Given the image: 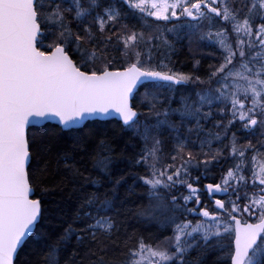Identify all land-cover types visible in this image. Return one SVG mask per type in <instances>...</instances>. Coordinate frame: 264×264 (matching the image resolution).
I'll list each match as a JSON object with an SVG mask.
<instances>
[{
  "label": "snow or ice",
  "instance_id": "6c2138e0",
  "mask_svg": "<svg viewBox=\"0 0 264 264\" xmlns=\"http://www.w3.org/2000/svg\"><path fill=\"white\" fill-rule=\"evenodd\" d=\"M148 18L164 27L157 34L146 31L151 28ZM204 21L210 29L206 34L200 32ZM226 25L236 35L235 46L228 42ZM179 30L190 42L198 33L201 41L215 37L223 53L209 66L206 79L195 77L207 90L196 92L195 99L181 94L173 108L175 86L193 77L172 71L163 61L154 63L153 49L160 47L156 42L165 32ZM163 43L168 44L166 38ZM141 89L143 98L138 99ZM159 89L171 94L167 107L158 99ZM143 106L146 114L139 111ZM174 115L181 127L195 122L194 129L188 128L189 133L195 130V140L181 139ZM216 116L221 119L213 127L223 129V136L205 133L204 123ZM114 119L145 142L135 159L145 173L136 178L146 187L150 203L136 214L171 226L173 235L166 238L170 247L154 248L135 232L121 236L114 218L102 215L114 207L113 199H100L97 193L85 197L86 206L96 205L95 214L83 213L91 223L79 232L71 225L58 234L51 230L43 197L49 191L46 180L59 134H67L74 148H82L90 159L95 153L93 169L107 178L114 165L111 143L105 138L94 145L93 139L101 125ZM164 127L178 133L167 164L158 156L161 139L152 137L148 146L150 133ZM237 132L256 137V143L249 139L239 146ZM229 133L230 147L223 143ZM214 141L222 145L215 151ZM192 147L199 153L189 150L185 156ZM226 148L229 158L239 162L222 172L220 182L194 186L201 176L193 180L191 169L203 167L206 176ZM261 150L264 0H0V264H30L20 259L21 253L28 255L29 242L36 245L31 264H60L62 248L73 236L82 244L85 234L93 245L91 264H141L147 257L155 258L149 264H204L209 252L216 253L212 264H264V163L258 171L244 167L246 154ZM250 158L254 165L257 156ZM54 162L57 172L62 166L73 184L101 183L85 175L86 164L76 167L71 152H57ZM122 180L115 181L113 192ZM162 188L169 193L186 188L188 194H172L169 200ZM249 189L258 191L249 195ZM252 218L256 222H248ZM109 251L123 253L124 259L109 256ZM193 251L198 255L190 259Z\"/></svg>",
  "mask_w": 264,
  "mask_h": 264
},
{
  "label": "trees",
  "instance_id": "16d2710c",
  "mask_svg": "<svg viewBox=\"0 0 264 264\" xmlns=\"http://www.w3.org/2000/svg\"><path fill=\"white\" fill-rule=\"evenodd\" d=\"M118 6V5H117ZM151 28L147 29L153 34H157L160 29L164 27L163 22L154 23L151 18H148ZM130 24H135L136 21L130 20ZM139 28L140 25L137 24ZM167 27H173L172 23L167 24ZM208 21L204 23L203 31H209ZM182 38H177V37ZM166 38L168 44L163 43V39ZM160 44L158 49H153L154 63H159L163 61L168 68L172 69L174 72L190 74L192 75V83L197 84L195 80L196 76L201 79H206L208 68L213 65L210 59L211 49L206 50L204 47L205 43H200L199 33L190 42L189 39L184 36V30H179L178 33H167L163 34L162 40L157 41ZM199 61V64L196 63ZM167 70V69H165ZM192 87L191 82L177 86L178 91L176 92V101L172 103V107L179 106V96L181 94L186 96L187 90ZM155 91V90H154ZM171 95L165 89L158 90V99L162 103L163 107H167L166 98ZM143 98V89H141L140 97ZM162 110V108H161ZM141 113H147V106L139 108ZM214 113L219 112V109L213 108ZM144 120L143 115H141V120ZM219 116H216L213 120L204 123L205 125H210L212 127L217 120H220ZM172 120L175 122L177 127L180 128L179 135L181 139L188 137L189 139H196V132L193 130L192 133L188 132V128L194 129V121L186 122L185 126H180V118L178 115H174ZM227 121V118L223 119ZM223 121V122H224ZM152 122H155V117H152ZM207 132V130H206ZM61 139L53 147L51 154V159L53 163L49 167V175L46 180V184L49 188L48 193L43 197L45 201V207L48 209V215L50 217V227L54 233H60L69 225L73 227L77 232L84 228L87 223H91L86 216L83 215L84 212H93L95 214L96 205L86 206L85 197L91 193H97L100 199H104L105 195L108 198L113 199L114 207L107 213H102V215L111 216L114 218L116 224L120 229L121 236L125 233L135 232L142 236L146 243L152 246L165 241L166 238L170 237V232L172 227H163L160 223L155 220H149L146 217H138L137 211L142 207H147L150 201L146 195V187L143 186L142 181L138 180L137 175H143L145 169L141 166L135 164V159L138 158V154L145 147V142L136 137L132 131L122 129L118 121L113 120L110 124H103L99 127V135L93 139V144L96 145L101 139H107L111 143L113 152L111 155L114 157V165L111 169V175L105 178L103 175L98 174L96 170L93 169L92 160L95 158V153H93L92 159L84 155V150L82 148H74V145L70 138H67V134L60 133ZM177 132L171 131L167 127H164L160 133L153 130L150 133V138L148 143L152 142V137H159L162 140L160 145L161 154L167 155L169 150H173L176 146V136ZM202 136L205 133L201 134ZM191 150L194 153H199L198 147H192L186 149L185 151ZM71 152L74 161L76 162V167H82L83 164L87 165L86 176H89L93 180H99L100 185L93 186L91 183H84L80 181L78 184H73L70 174H66L62 170L57 172L55 164V156L57 152ZM91 151V149H89ZM35 164V160L33 161ZM198 175V174H197ZM196 175V176H197ZM123 178L121 184L115 188L113 192V186L115 181ZM83 185V188H81ZM246 218V217H245ZM254 222L255 218L249 219ZM99 235V234H98ZM86 238L82 244L78 243L73 236L67 244L62 248L60 252V264H91V260L94 259L90 255V249L93 248L91 243V237L85 234ZM203 245V242L200 241ZM214 242V241H212ZM36 247L35 244L29 242L28 246L25 248V252L28 253L26 256L21 253V261L34 259L33 249ZM109 256H118L119 259H124L123 253H116L109 251ZM198 255L197 251H193L190 255V259H195ZM215 252H209L204 260V264H212L215 258Z\"/></svg>",
  "mask_w": 264,
  "mask_h": 264
},
{
  "label": "rangeland",
  "instance_id": "374dc122",
  "mask_svg": "<svg viewBox=\"0 0 264 264\" xmlns=\"http://www.w3.org/2000/svg\"><path fill=\"white\" fill-rule=\"evenodd\" d=\"M228 2L229 3H231V0H228ZM151 20H153V18H151ZM206 21H204L203 22V26H204V23H205ZM219 24L221 25V26H224V22H222V21H220L219 22ZM226 27H227V29H228V31H227V37H228V42L229 43H231L233 46H235V43H236V35H235V33H233L232 31H231V25H226ZM203 29V27L201 28V30ZM201 30H200V32H201ZM211 30L213 31V32H215L216 30H217V28L216 27H213V28H211ZM208 31H203V33H207ZM200 40V39H199ZM205 43V46L204 47H207V48H205L206 50H208L209 48L211 49V52L212 53H210V59L212 60V62H213V65H216L217 63H218V61H220V59H221V55H222V53H223V49L219 46V44L216 42V39H215V37L213 38V40H211V41H209V40H207V39H205V40H203V41H201L200 40V43ZM209 49V50H210ZM256 54V49H253V51L251 52V55H255ZM193 81H196V80H193ZM191 82V84H192V87H193V89H191L190 88V90H193V98L195 99L196 97H195V93L196 92H201V91H204V90H207V88H208V86H207V84H204V85H201V84H199V83H197V84H195L196 86H194V82L192 83V81H190ZM197 82V81H196ZM213 88L215 87V85H213L212 86ZM186 96H191V94L189 93V92H187L186 93ZM221 107H222V105H221ZM216 109H218V108H216ZM205 111H207V108H205ZM143 118H145L144 117V115H143ZM142 122H143V119L141 120ZM157 138H159V137H157ZM217 143V142H216ZM148 146L149 147H151L152 146V142L151 143H148ZM176 147V146H175ZM175 147H173V149L175 148ZM159 148H160V146H159ZM215 149H216V146H215V141L213 142V151H215ZM205 150H207V149H205ZM172 154H174L173 153V150H169V152H168V154L167 155H163V154H161V149H160V151L158 152V156L161 158V160L163 161V163H165V164H167V163H171V155ZM193 154L195 155L196 153H194L193 152ZM187 155V151H185V156ZM254 155V154H253ZM252 156V155H251ZM250 156V157H251ZM257 156V159H256V162H255V164L253 165V162L251 161V158L249 159V165L247 164V165H245L244 167L245 168H249V167H254L257 171H258V168H259V165L261 164V163H264V156H262V155H256ZM227 157H229V149H227V150H225L224 151V155H223V158L224 159H226ZM232 162H234V163H238V161H233L232 160ZM179 163H180V161L179 160H177V162H176V164H177V166H179ZM195 163V162H194ZM195 169H196V171H195ZM194 170V173H197V171H203L204 169H203V167H200L199 169H197V168H195V167H193L192 169H191V173H192V171ZM194 173L193 174H191L192 175V179L194 180L195 179V175H194ZM200 173V172H199ZM247 175H249V176H251V172L249 171V172H247L246 173ZM194 186H196L195 184H194ZM253 191H258V189H249V195H251V193L253 192ZM160 192H161V194L162 195H165V196H167L168 197V199L170 200V198H171V195L172 194H176V195H179L180 193H183L184 195H187L188 194V191H187V189L186 188H181V189H179V191L177 192L176 190H172V193H169V190H167V189H161L160 190ZM241 194H243V192L241 193ZM234 198V197H233ZM245 203H246V201H244ZM189 206L190 207H195V205H193V204H189ZM209 210H211V208L209 209ZM159 215V214H158ZM161 219H163V216H161ZM188 219L189 220H191L192 219V217L191 216H189L188 217ZM196 221H193V223H195ZM170 237H172V235H173V232H172V229H171V232H170ZM169 237V238H170ZM202 241V240H201ZM203 242V241H202ZM157 246H159V247H161V248H164V247H170L171 246V241L170 240H168V239H166L165 241H161V242H159V243H157V244H155V245H153V247L155 248V247H157ZM145 256L147 257V254L145 253ZM136 259H139V257H137ZM149 260H152V261H155V258H151V257H147L145 260H143L142 262H141V264H149Z\"/></svg>",
  "mask_w": 264,
  "mask_h": 264
},
{
  "label": "flooded vegetation",
  "instance_id": "af4514ba",
  "mask_svg": "<svg viewBox=\"0 0 264 264\" xmlns=\"http://www.w3.org/2000/svg\"><path fill=\"white\" fill-rule=\"evenodd\" d=\"M223 123L226 124L227 121H224ZM216 130H217L216 133L220 134L222 132L221 129H219V128H217ZM235 130L236 129H233V131H235ZM237 139L239 141V146H241V147L246 146L249 139H251L252 141H254L256 143V137H245V135L242 132H237ZM223 143L229 145V147H230V144H231V133H229L228 138L225 139L223 141ZM215 146H216V148L222 147V145L220 143H218V142L217 143L215 142ZM225 150H227V148ZM246 155L248 156V159H246L247 160L246 165L247 164L249 165V158H250L251 155H253V153H248ZM234 164L235 163L232 162V160L229 157H227L226 159H224L223 157H220L218 163L217 162H213V164L210 166V170L207 172L206 176L204 175V170L202 172L199 170L200 173H198V175L201 176V180L199 182V185H196V186H198V187H200L202 189L203 185L206 184V183H210V182H213V181H215L217 183L220 182V178H221L222 172H226L227 168L229 166L234 165ZM217 198H221V197L218 196ZM223 198L225 200L229 199V197H227V196H225ZM201 199L204 200L205 203L208 202L206 196H201ZM210 208H211V206H210ZM248 221H250V220H248Z\"/></svg>",
  "mask_w": 264,
  "mask_h": 264
},
{
  "label": "bare ground",
  "instance_id": "6f19581e",
  "mask_svg": "<svg viewBox=\"0 0 264 264\" xmlns=\"http://www.w3.org/2000/svg\"><path fill=\"white\" fill-rule=\"evenodd\" d=\"M207 73H209V68H208V72ZM184 85V84H183ZM179 86H181V85H179ZM175 87H177V86H175ZM191 89H193V87H190ZM190 88L187 90L190 94H191V98L192 99H194L193 98V90H190ZM115 120V119H114ZM208 124H210V122H208ZM209 126L210 125H205L204 124V129H205V133H206V130L208 131V130H211L213 133H216L217 132V128H215V127H210L209 128ZM221 133H220V135L221 136H223L224 135V133H223V129H221ZM228 136H229V134H228ZM253 143H255L254 141H253ZM254 155H262V156H264V150H261V152L259 153V154H257V153H253ZM250 159V158H249ZM246 162H247V160H244V166L246 165ZM195 171H196V169H195ZM194 173V170L192 171V173L191 174H193ZM199 173V171H197V173H194V175H195V177H196V175Z\"/></svg>",
  "mask_w": 264,
  "mask_h": 264
},
{
  "label": "water",
  "instance_id": "95a60500",
  "mask_svg": "<svg viewBox=\"0 0 264 264\" xmlns=\"http://www.w3.org/2000/svg\"><path fill=\"white\" fill-rule=\"evenodd\" d=\"M177 86H179V85H177ZM248 222L253 223V222H251V221H248Z\"/></svg>",
  "mask_w": 264,
  "mask_h": 264
}]
</instances>
